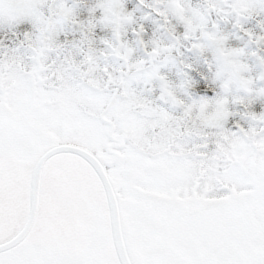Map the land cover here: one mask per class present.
Wrapping results in <instances>:
<instances>
[{
  "label": "snow or ice",
  "instance_id": "snow-or-ice-1",
  "mask_svg": "<svg viewBox=\"0 0 264 264\" xmlns=\"http://www.w3.org/2000/svg\"><path fill=\"white\" fill-rule=\"evenodd\" d=\"M169 2L182 12L191 8L190 0ZM116 6L130 22L134 39L126 28L121 32L108 24L106 13L112 5L106 0L83 6L77 0H0V26L28 29L16 35L11 52L0 55V84L9 76L27 84L41 67L47 75L83 57L85 49L74 44V52L61 42L60 33L68 24L78 23L89 44L94 29H109L111 39L100 42L105 50L116 41L129 47L132 40L143 45L146 55L157 49L158 42L145 38L146 26L133 19L137 7H150L151 0H117ZM206 7V18L194 21L181 15L174 24L162 8L150 13L168 26L167 52L180 58L185 51L216 53L214 79L220 91L210 99L189 102L182 95L195 81L204 91L194 65L185 63L184 106L177 111L203 105L211 115L194 125L190 144L180 145L182 157L141 152L129 156L127 148L118 147L110 152L106 126L99 127L95 142H90L80 131L67 130L62 121L50 128L54 135L43 127L15 123L3 108L6 97L0 87V264H264V175L222 163L219 147L226 137L253 132L264 139V87L228 96L230 58L243 50L226 47L229 37L222 31L231 23L264 45V35L247 27L255 17H264V0H206ZM85 11L86 21L81 19ZM237 15L241 19L233 22ZM180 26L182 31L177 30ZM193 31L205 35L192 36ZM241 84L248 89L252 81ZM233 105L241 107L242 116L231 111ZM233 116L239 120L228 127ZM83 147L91 155L80 150ZM206 167L214 171L216 184L208 193L195 187L198 172ZM244 193L250 195L242 197Z\"/></svg>",
  "mask_w": 264,
  "mask_h": 264
},
{
  "label": "rangeland",
  "instance_id": "rangeland-1",
  "mask_svg": "<svg viewBox=\"0 0 264 264\" xmlns=\"http://www.w3.org/2000/svg\"><path fill=\"white\" fill-rule=\"evenodd\" d=\"M92 2L94 0H77L80 6ZM106 2L112 5L106 13L108 24L111 27L120 28L121 32L126 28L129 39H134L131 35L132 29L128 26L130 22L116 6L117 0H106ZM190 4L191 8H185L182 12L169 0H151L150 7H137L133 19L146 26L145 38L152 37L160 46L159 37L165 41L167 34L170 37L169 29L164 20L150 13L153 12V9L162 8L166 13V19L171 20L174 24L175 19L186 15V11L189 14H200L201 12L195 11V6L202 7L203 11L206 6V2L203 0H190ZM197 17L199 18V16ZM81 19L87 20L86 11L82 14ZM260 19L261 23L259 24ZM247 27L256 34L264 35V17H255L247 24ZM25 30L28 29L19 25L14 29L0 26V55L11 52L12 48L16 46V35ZM104 31L107 34L106 39H111V31L106 28ZM222 31L229 37L226 47L243 50L241 54L230 58L232 67L228 69L226 75L229 84L228 96L239 97L251 93V89H254L252 85L257 83L258 85L255 87H264V63H262L264 61V45L258 44L255 39L245 37L231 23L223 25ZM84 35L88 34L86 31H81L78 23L66 25L60 33L61 42L69 45V50L76 51L71 48V45L74 44L78 48L85 49L83 58L74 60L68 68L58 69L44 75L43 73L47 69L41 67L31 75L27 84L21 83L15 77H7L0 84V87L5 90L4 110L7 113L10 112L18 123L26 122L37 130L42 127L46 128L49 130V135H54L50 128L62 121L67 130L80 131L90 142H95L98 128L106 126L112 138V143L108 145L110 152L118 147L127 148L128 151L125 154L129 156H135L136 152H141L156 158L182 157L184 153L180 145L190 144L189 133L194 131V125L197 121L205 120L211 115L207 112V107L203 105L187 106L185 115L190 116L192 126L188 132H185L180 130L183 124L178 120L179 117L177 118L176 115L170 114L166 110L160 112L161 109L156 110L144 102L157 106L160 102L157 90L165 92L163 93L164 102L174 101L176 97L174 89L186 82V79L183 78L186 77V71L183 75L179 72L180 77L175 71L163 73L165 72V56H162L158 47L146 55L143 45L132 40L129 47H124L119 41H116L109 45L108 50H105L98 47L101 39L97 36L95 29L89 36L91 44L87 40H83ZM192 36H196V33H193ZM89 47L93 50L89 51ZM99 52L105 53L107 65L105 70L106 73H111V78L106 85L102 83L103 79L99 76L101 66ZM192 55L193 59H198L193 71L204 80V91L198 90L199 81H195L191 88V99L207 98V92L213 93L212 97L215 96L220 91L219 82L212 76L210 77L212 85H209L206 80L208 73L211 72L213 75L215 73L213 68L217 67L214 49ZM115 73L121 77L120 81L117 80L119 78H116ZM125 76L134 89L128 85L122 87L120 85L117 93L113 92L115 86L118 87L121 82H124ZM144 76H154L155 83L163 84L159 85L157 90L154 83L148 84L144 89V93L148 96L145 99L142 96L141 99V96L136 93H141V81ZM260 77L263 80H259ZM243 80L252 81L248 89L242 87ZM105 86L108 90H112L108 96L98 93ZM255 91L257 90L252 92ZM116 95L120 97H116ZM193 108H195L194 115ZM236 110L237 105H233L231 111L236 112ZM259 110H261L260 107L257 111ZM229 120L231 123L227 126L234 127L239 118L233 116ZM258 134V132H253L234 139L226 137L224 144L219 146L223 154L221 162L229 165L236 163L254 176L264 175V139H258ZM153 138L155 142L152 144ZM205 141H207V137H205ZM83 148L88 150L87 147ZM98 155L102 156L103 154ZM199 156H203V153L200 152ZM214 175L212 168L201 169L198 172L195 187L203 189L205 193L211 192L216 187ZM248 195L250 193H244L242 197Z\"/></svg>",
  "mask_w": 264,
  "mask_h": 264
},
{
  "label": "water",
  "instance_id": "water-1",
  "mask_svg": "<svg viewBox=\"0 0 264 264\" xmlns=\"http://www.w3.org/2000/svg\"><path fill=\"white\" fill-rule=\"evenodd\" d=\"M81 150V149H80ZM83 151V150H82ZM86 154H88V155H91L90 153H88V152H86V151H84Z\"/></svg>",
  "mask_w": 264,
  "mask_h": 264
}]
</instances>
